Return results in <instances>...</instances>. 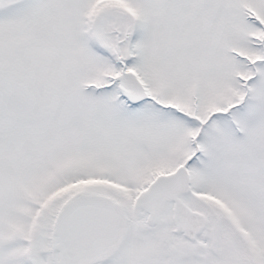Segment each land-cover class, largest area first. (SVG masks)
Instances as JSON below:
<instances>
[{
    "label": "snow or ice",
    "instance_id": "snow-or-ice-1",
    "mask_svg": "<svg viewBox=\"0 0 264 264\" xmlns=\"http://www.w3.org/2000/svg\"><path fill=\"white\" fill-rule=\"evenodd\" d=\"M0 264H264V0H0Z\"/></svg>",
    "mask_w": 264,
    "mask_h": 264
}]
</instances>
